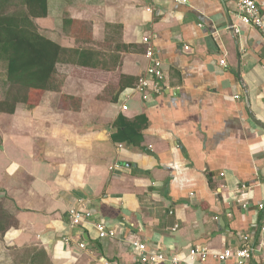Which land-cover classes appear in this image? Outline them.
<instances>
[{
    "label": "crops",
    "instance_id": "crops-1",
    "mask_svg": "<svg viewBox=\"0 0 264 264\" xmlns=\"http://www.w3.org/2000/svg\"><path fill=\"white\" fill-rule=\"evenodd\" d=\"M62 7L93 11L96 39L106 38L107 25L119 30L115 61L80 66L89 77L78 79L65 65L63 89L82 98L79 111L57 109V91L33 107L0 111V200L11 220L0 229L4 245L44 249L53 264H143L136 241L166 255L158 264L173 257L236 264L214 252L264 240L256 207L264 201L262 33L239 22L236 0H63ZM145 35L163 61V89L127 98L148 63ZM120 114L146 117L141 145L113 140ZM79 205L94 217L72 226L68 212ZM98 218L119 235L99 238ZM196 245L211 252L192 258ZM254 259L264 264V248Z\"/></svg>",
    "mask_w": 264,
    "mask_h": 264
},
{
    "label": "trees",
    "instance_id": "trees-1",
    "mask_svg": "<svg viewBox=\"0 0 264 264\" xmlns=\"http://www.w3.org/2000/svg\"><path fill=\"white\" fill-rule=\"evenodd\" d=\"M19 4L18 9L10 12L8 0H0V60L7 62L6 83L9 87L6 98L0 100L1 112L13 113L19 103L33 107L40 103L33 100L36 91L44 95L46 91L56 90L53 76L60 62L85 67H97L102 63L96 50L65 47L38 30L32 16L46 15L48 5L45 0H21ZM63 23L67 29L72 19L65 18ZM146 124L144 115L128 119L120 114L114 123L117 130L112 134L113 140L139 146ZM7 215L0 212L3 233L7 229ZM28 256L30 264H53L44 249L32 248Z\"/></svg>",
    "mask_w": 264,
    "mask_h": 264
},
{
    "label": "rangeland",
    "instance_id": "rangeland-1",
    "mask_svg": "<svg viewBox=\"0 0 264 264\" xmlns=\"http://www.w3.org/2000/svg\"><path fill=\"white\" fill-rule=\"evenodd\" d=\"M20 2L21 0H8L9 11L12 12L13 10L18 9V7H20ZM45 3L46 5L49 4V8L47 6L45 11L46 15L40 17H47V20L38 21L39 16L34 15L32 16V18L38 25V30L43 35H45L46 38H49L63 46L67 44L71 45L69 47L72 48L80 47L96 50L97 52H99V60L105 63V65L103 66L110 65L113 61H115V58L112 57L110 53L116 46H118L119 41H117L116 39L118 38L119 30L117 28L107 25L106 38L104 40L96 39L93 37L95 29V14L93 11H89L87 9L80 10L62 7L63 0H45ZM68 3H70V1ZM69 17L72 18V23L68 26L67 29H65L63 21L65 18ZM67 64L68 63L64 62L58 63L57 71L53 76V84L57 87V89L50 91L61 92L57 109L79 111L82 107V98L79 95H71L67 93V91H69L70 89H67L66 91L63 89L67 76L69 75V72H67V67L65 66ZM69 64L72 65L70 66L72 67V69L70 70V75H72L73 77H77V79L83 76L89 77V74L86 73L88 71L87 69H82L79 65L74 63ZM6 68L7 62L5 60H0V100L6 98L7 90L9 88L8 84L6 83ZM111 84L112 83L110 80L106 87V95L109 99H113L115 94V91L112 87L113 85ZM47 92L48 91H46L44 95H40L36 91L32 96L33 100L35 102H41L43 97L47 96L45 95ZM6 206L7 205H5V200H0V212L8 213ZM9 221L11 222L8 213V215L6 216V223ZM3 237L4 234H2V232L0 231V264H30L28 254L34 247H18L16 245L5 246L3 243Z\"/></svg>",
    "mask_w": 264,
    "mask_h": 264
},
{
    "label": "built area",
    "instance_id": "built-area-1",
    "mask_svg": "<svg viewBox=\"0 0 264 264\" xmlns=\"http://www.w3.org/2000/svg\"><path fill=\"white\" fill-rule=\"evenodd\" d=\"M175 2L187 3L188 0H174ZM151 10V8H147ZM235 16L239 22L257 28L263 35L264 38V4H259L257 0H236V11ZM233 29L239 32L238 25H233ZM144 43L147 44L145 56L147 57L148 63L143 75H141L137 83L132 86L126 97L128 98L132 93L139 92L144 100L148 99L152 94H160L163 89V82L165 79V72L163 69V61L157 54L155 44L151 41L150 36L145 35L143 37ZM186 48H189L186 46ZM221 64H225V60L220 61ZM239 98V95H235ZM245 200V199H244ZM243 200L242 206L245 210L249 211L252 208V203L246 199ZM256 207L263 212V221L261 230L264 233V201H259ZM69 217L72 226H77L94 217V212L91 209L85 208V206H75L69 209ZM98 236L101 239L115 238L119 234L116 229L110 228L104 220L98 218L95 223ZM178 225L175 226L177 228ZM65 242H69V238L64 239ZM134 246H137L141 250L140 261L143 264H158L166 260V255L163 252H152L148 250L146 244L142 242H134ZM79 247L86 250L87 245L84 242L79 243ZM264 248V240H260L258 244H244L234 250L225 249L221 252H214V256L220 261H227L234 259L236 264H256L254 254L256 251H260ZM211 252L208 246L196 245L191 249L190 255L192 258L201 256L205 257ZM173 263L179 264V258L173 257ZM183 264H188L183 263Z\"/></svg>",
    "mask_w": 264,
    "mask_h": 264
},
{
    "label": "water",
    "instance_id": "water-1",
    "mask_svg": "<svg viewBox=\"0 0 264 264\" xmlns=\"http://www.w3.org/2000/svg\"><path fill=\"white\" fill-rule=\"evenodd\" d=\"M230 23H232V20L230 19Z\"/></svg>",
    "mask_w": 264,
    "mask_h": 264
}]
</instances>
